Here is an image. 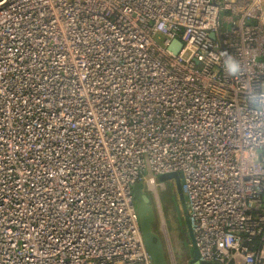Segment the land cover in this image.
I'll list each match as a JSON object with an SVG mask.
<instances>
[{"label":"built area","instance_id":"1","mask_svg":"<svg viewBox=\"0 0 264 264\" xmlns=\"http://www.w3.org/2000/svg\"><path fill=\"white\" fill-rule=\"evenodd\" d=\"M245 84L264 86V0H0V264H152L132 188L170 173L198 264H264Z\"/></svg>","mask_w":264,"mask_h":264},{"label":"rangeland","instance_id":"2","mask_svg":"<svg viewBox=\"0 0 264 264\" xmlns=\"http://www.w3.org/2000/svg\"><path fill=\"white\" fill-rule=\"evenodd\" d=\"M159 177L156 179L158 182ZM152 190L153 196L145 188L142 191L149 198L150 205L155 212L152 229L161 240L166 263L190 264L192 247L185 228L174 182L172 180L164 181L159 186L153 187Z\"/></svg>","mask_w":264,"mask_h":264},{"label":"water","instance_id":"3","mask_svg":"<svg viewBox=\"0 0 264 264\" xmlns=\"http://www.w3.org/2000/svg\"><path fill=\"white\" fill-rule=\"evenodd\" d=\"M210 38H214L213 34H210ZM169 49L173 53V55H177L181 49V43L178 40H173ZM167 180H172L175 185V190L181 207L185 228L192 247L190 262L198 264V253L194 245L193 236L189 226L185 199L181 192V175L178 173H170L161 175L159 177V182L161 183ZM142 190V184H135L132 188V196L135 202L136 214L139 219V228L145 250L152 264H167L161 240L152 229V224L155 219L153 208L149 203L148 197L143 193Z\"/></svg>","mask_w":264,"mask_h":264},{"label":"clouds","instance_id":"4","mask_svg":"<svg viewBox=\"0 0 264 264\" xmlns=\"http://www.w3.org/2000/svg\"><path fill=\"white\" fill-rule=\"evenodd\" d=\"M222 67L225 72L233 77H238L243 71V65L238 59L231 55L223 58ZM244 90L248 92L246 103L250 104L256 113L264 114V86L259 90H250L249 86L245 84Z\"/></svg>","mask_w":264,"mask_h":264},{"label":"flooded vegetation","instance_id":"5","mask_svg":"<svg viewBox=\"0 0 264 264\" xmlns=\"http://www.w3.org/2000/svg\"><path fill=\"white\" fill-rule=\"evenodd\" d=\"M143 188H145L146 189V187H144L143 186ZM147 190V189H146ZM148 192H150L149 190H147ZM151 194H152V196H153V193L152 192H150ZM145 194V193H144ZM146 195V194H145ZM147 196V195H146ZM149 199V198H148ZM153 202H154V204H155V201H154V198H153ZM149 203H150V200H149ZM156 208V207H155ZM154 211V210H153ZM154 217H155V212H154Z\"/></svg>","mask_w":264,"mask_h":264}]
</instances>
